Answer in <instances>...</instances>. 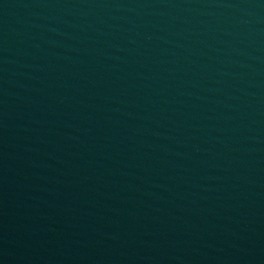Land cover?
Returning a JSON list of instances; mask_svg holds the SVG:
<instances>
[{
  "label": "water",
  "instance_id": "95a60500",
  "mask_svg": "<svg viewBox=\"0 0 264 264\" xmlns=\"http://www.w3.org/2000/svg\"><path fill=\"white\" fill-rule=\"evenodd\" d=\"M264 17V0H0V172Z\"/></svg>",
  "mask_w": 264,
  "mask_h": 264
}]
</instances>
